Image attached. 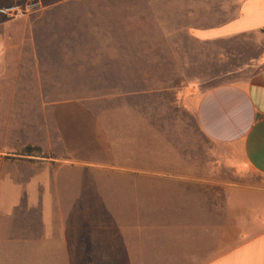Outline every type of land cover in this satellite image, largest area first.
I'll use <instances>...</instances> for the list:
<instances>
[{"label":"crops","instance_id":"0c3cea01","mask_svg":"<svg viewBox=\"0 0 264 264\" xmlns=\"http://www.w3.org/2000/svg\"><path fill=\"white\" fill-rule=\"evenodd\" d=\"M84 1L41 0L42 8L34 14L0 16V87L9 88L13 103L16 87L36 85L39 102L30 120L14 114L11 103L6 115L0 114V255L13 249L28 264H46L48 250L54 264L71 261L61 255L67 235L62 209L58 219L48 220L47 195L53 190L58 203L59 173L82 167L101 168L106 181L121 176L144 186L151 183L163 196L189 202L178 210L169 207L172 218L181 214L169 225L143 228L133 257L126 241L109 239L107 226L116 220L104 207L92 220L96 229L83 251L84 261L264 264V183L231 188L225 208L206 193L191 190L190 183L199 180L192 166L198 164L190 153L189 125H184L185 118H192L204 140L227 148L238 168L264 180V64L242 80L208 82L220 74L214 72L205 45L264 30V0L238 1L236 16L215 28L157 31L159 40L137 53L120 41L117 52L108 56L119 66L104 64L102 69L103 84L115 87L104 92L103 100L133 97L135 104L102 113L92 107V98L64 99L47 95L44 88L56 84L55 78L48 82L46 77L55 76L61 64L58 44L67 39L65 49L72 52L83 36L78 30L58 29L47 18L62 6ZM10 4L0 0L1 6ZM70 64L74 83L89 84L79 81L89 77L79 76L77 55ZM163 97L168 101H160ZM26 147L33 150L26 152ZM65 251L82 253L79 248Z\"/></svg>","mask_w":264,"mask_h":264},{"label":"rangeland","instance_id":"374dc122","mask_svg":"<svg viewBox=\"0 0 264 264\" xmlns=\"http://www.w3.org/2000/svg\"><path fill=\"white\" fill-rule=\"evenodd\" d=\"M238 1L240 0H86L77 6H62L54 16L47 18V23L54 21L58 29L82 32V43L77 48L73 47L72 52L65 49L67 39L58 44L62 47L61 64L55 76L46 77L48 82L55 78L56 84L45 85V91L50 96L63 95L64 99L76 95L78 98H92L90 103L99 113L106 109L118 110L121 104L123 110L133 109L135 104L133 97L103 100L104 92L115 87L103 84L106 80L102 78V69L104 64L119 66L118 60L109 61L108 56L117 52L120 41H125L127 47L137 53L150 48L152 41L159 40L157 31L221 26L236 16ZM195 42L191 41V47L199 49V44ZM205 45L208 58L212 59L213 66L217 68L214 72L220 74L208 82L242 80L264 64V30ZM158 47L161 51L162 45L159 44ZM76 55L82 64L79 76L89 77L79 81L89 84L74 83L75 74L70 61L75 59ZM118 75L117 72L114 77ZM37 88L36 85H19L15 90V99L11 103L9 101L11 91L8 87L1 86L0 114L5 116L11 103L14 114H21L24 120H30L29 115L32 111H37L39 105L34 96ZM128 88L134 90V87ZM160 101L165 103L168 98L163 97ZM184 125H189L190 153L192 160L198 164L195 168L192 166V173L199 177V180L190 183L191 190L206 193L208 200H213L217 204L221 201L225 208L226 193L231 188L264 183V180L254 173L238 168L227 148L204 140L196 132L192 118H185ZM2 127L3 124L0 122V130ZM63 156L68 158L65 153ZM100 170L64 168L58 176V203L52 197L53 190L48 192L47 218L49 220L50 217L57 216L58 219L61 207L64 227L67 230V240L63 238L61 255L63 261L67 259L71 261L63 264H93L84 261L82 254L87 242L92 238V228L96 229L92 220L96 216L100 217L101 210L105 208L106 214L116 220L114 225L107 226L111 229L109 239L126 241L127 250L133 257L143 228H163L181 215L175 212L173 219L167 213L169 207L178 210L180 206L189 205V202L182 204L177 198L163 196L152 188L151 183L144 186L128 177H112L109 173L107 177L112 179L106 181ZM210 195L213 196L212 199L209 198ZM184 220H188V217ZM66 247L69 250L79 248L82 253L68 255ZM0 256L4 259L0 260V264H28L22 256L16 255L13 249H8L6 255ZM46 264H54L48 250Z\"/></svg>","mask_w":264,"mask_h":264},{"label":"built area","instance_id":"2783aa9c","mask_svg":"<svg viewBox=\"0 0 264 264\" xmlns=\"http://www.w3.org/2000/svg\"><path fill=\"white\" fill-rule=\"evenodd\" d=\"M12 4L0 5V16L7 19H20L41 10V0H11Z\"/></svg>","mask_w":264,"mask_h":264},{"label":"trees","instance_id":"16d2710c","mask_svg":"<svg viewBox=\"0 0 264 264\" xmlns=\"http://www.w3.org/2000/svg\"><path fill=\"white\" fill-rule=\"evenodd\" d=\"M32 150H33V148H31V147H26V149H25L26 152H29V151H32Z\"/></svg>","mask_w":264,"mask_h":264}]
</instances>
